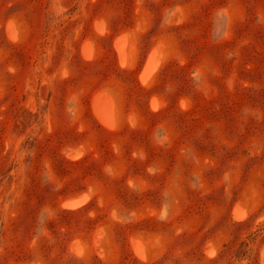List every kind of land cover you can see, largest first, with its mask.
<instances>
[{
  "label": "rangeland",
  "instance_id": "1",
  "mask_svg": "<svg viewBox=\"0 0 264 264\" xmlns=\"http://www.w3.org/2000/svg\"><path fill=\"white\" fill-rule=\"evenodd\" d=\"M0 264H264V0H0Z\"/></svg>",
  "mask_w": 264,
  "mask_h": 264
},
{
  "label": "bare ground",
  "instance_id": "2",
  "mask_svg": "<svg viewBox=\"0 0 264 264\" xmlns=\"http://www.w3.org/2000/svg\"><path fill=\"white\" fill-rule=\"evenodd\" d=\"M101 26H102V25H101ZM14 27H15V26H14ZM14 31H15V30H14ZM102 31H104V29H103ZM8 32H9V31H8ZM14 34L16 35V33H14ZM15 35H14V36H15ZM14 36H13V37H14ZM120 39H121V38H120ZM120 39H119V40H120ZM116 41H117V39H116ZM122 41H124V40H122ZM122 41H121V42H122ZM119 42H120V41H119ZM121 42H120V43H121ZM120 43H119V45H122L124 42H123L122 44H120ZM117 45H118V44H117ZM120 47H121V46H120ZM93 50H94V49H93ZM122 51H123V50H122ZM84 52L86 53L87 51H84ZM88 53H89V52H87V54H88ZM87 54H86V55H87ZM88 55H89V54H88ZM151 57H152V56H151ZM151 57H150V59H151ZM87 58H88V57H87ZM126 58H127V57H126ZM122 60H123V61H121V63H125L124 58H122ZM151 60H152V59H151ZM149 63H150V62H149ZM152 63H153V62H152ZM156 63H158V62H156ZM125 64H126V63H125ZM154 64H155V63H154ZM157 65H159V63H158ZM146 66H147V65H146ZM157 67H158V66H157ZM154 69H157V68H156V65H149V66L146 68L145 72H144V76H148L151 72L154 71ZM158 69H159V68H158ZM156 72H157V71H156ZM153 73H154V72H153ZM151 75H152V74H151ZM142 76H143V75H142ZM149 76H150V75H149ZM151 77H152V76H151ZM143 80H144V79H143ZM146 80H147V78H146ZM99 98H100V97H99ZM105 98H106V97H105ZM108 98H109V97H108ZM102 100H103V99H102ZM99 101H100V100H99ZM104 101H105V100H104ZM100 102H101V101H100ZM108 103H109V102H108ZM102 104H103V103H102ZM107 105H108V104H107ZM99 106H100V105H99ZM99 106H98V107H99ZM157 107H158V106H157ZM100 108H101V107H100ZM100 108H99V111H100ZM102 108H103V107H102ZM108 108H109V107H108ZM96 110H97V108H96ZM101 110H103V109H101ZM110 111H111V110H110ZM101 113H102V112H101ZM101 113L99 112V115H100ZM105 115H106V114H105ZM103 116H104V114H102V116H101L100 118H102ZM105 117H108V116H105ZM105 117L103 118V119H104L103 121L106 120L105 122H106L107 124H111V123H110L111 120L108 118L110 121L108 120V122H107V118L105 119ZM109 117H110V115H109ZM111 118H112V117H111ZM105 122H104V124H105ZM112 122H113V121H112ZM113 123H114V122H113ZM108 127H111V126L108 125ZM77 150H78V149H77ZM83 152H84V151H83ZM75 153H76V152H75ZM80 155H81V154H80ZM81 201H82L81 198H80V199L77 198V199H72V200L66 201L65 204L68 205V206H74V205H77L78 203L82 204ZM83 202H85V201H83ZM74 207H75V206H74ZM244 209H245V208H244ZM234 211H235V210H234ZM237 212H238V211H237ZM240 215H241V214H240ZM244 217H245V216H244ZM240 219H241V218H240ZM134 241H135V240H134ZM78 245H79V244H78ZM144 245H145V244H143V246H144ZM72 247H73V246H72ZM135 249H137V248H135ZM145 249H146V248H145ZM75 251H76V250H75ZM77 251H78V250H77ZM81 252H82V251H81ZM140 252H141V251H140ZM136 253H137V252H136ZM82 254H83V253H82Z\"/></svg>",
  "mask_w": 264,
  "mask_h": 264
}]
</instances>
